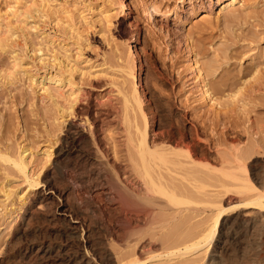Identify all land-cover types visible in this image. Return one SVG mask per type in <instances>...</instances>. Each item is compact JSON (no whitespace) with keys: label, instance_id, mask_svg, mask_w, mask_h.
I'll use <instances>...</instances> for the list:
<instances>
[{"label":"rangeland","instance_id":"374dc122","mask_svg":"<svg viewBox=\"0 0 264 264\" xmlns=\"http://www.w3.org/2000/svg\"><path fill=\"white\" fill-rule=\"evenodd\" d=\"M239 1L221 10L224 0H0V33L7 41L5 51L0 49V155L15 158L26 149L29 172L52 188L50 198L41 201L36 193L42 189H28L0 159V264H41L33 256L44 244H68L70 251L81 247V232L71 238L68 219L59 216L62 204L78 215L84 231L89 229L91 241L112 251L119 249L115 227L125 217L133 226L143 224L144 217L123 212L116 192L130 197L143 190L127 155L128 142L137 138L132 119L140 129L142 121L132 110L126 111L129 118L123 113L120 92L132 86L121 73L126 64L140 78L142 106L154 113V121L146 117L150 143L192 152L193 141L195 161L217 171L213 177L228 186L230 174L245 179L239 166L253 181L264 172V0ZM108 10L111 23L106 24L102 13ZM12 53L22 64L16 70ZM59 64L75 69L77 90L72 112L62 119L40 90L50 87L68 107L63 100L68 87L48 79L60 72ZM201 80L213 104L201 98ZM166 130L171 133L161 138ZM72 137L79 138L77 149ZM94 148L93 163L85 154ZM205 190L213 191V202L227 201L226 218L243 199L234 188ZM198 209L181 234L199 233L204 223H212L205 221L210 209ZM101 223L114 230L112 240L103 236ZM178 229L173 223L146 234L140 256L161 252L162 241ZM248 247H232L225 257L236 264H264V244ZM202 252L194 255L195 264L207 263Z\"/></svg>","mask_w":264,"mask_h":264},{"label":"bare ground","instance_id":"6f19581e","mask_svg":"<svg viewBox=\"0 0 264 264\" xmlns=\"http://www.w3.org/2000/svg\"><path fill=\"white\" fill-rule=\"evenodd\" d=\"M240 3L241 1L239 0H224L221 10L233 8ZM13 8L14 7H9L8 10ZM8 10H6L3 15H8ZM110 12L111 10L102 13L103 20L106 24L111 23ZM120 24H122V21H120ZM8 28L9 26L6 25L5 30H8ZM4 33H0V49L2 51H5L7 47V41L3 39ZM12 61V68L16 70L18 67H21V60L17 59V56L14 54L12 56ZM60 64L59 66L57 65L58 68L62 66ZM193 65H196V62H194ZM62 67L59 68V73L48 79L49 82H53L55 85H65L68 87V90H70L69 94L63 99L68 107L64 108L63 105L59 104L58 98L53 96L50 87L42 85L40 89L43 95L52 100L59 113L61 112V119L63 113H67V110L72 112L77 101V90L73 91L75 86L74 82H72L75 69L73 67H68V65ZM121 73L124 75L123 79L125 81L130 80L132 85L126 93L120 92L124 103L123 107L125 112L123 113L126 115L127 110H132L133 113H138L137 115H139L142 121V127L140 129L136 122V118L133 117L132 119L137 138L135 136L132 138L133 140L128 142L129 145L127 146L129 147L127 148V155L130 166L132 167L131 171L134 175L136 174L137 177H140L139 180L141 181L143 190L142 194L133 193L130 195L129 193L130 197H127V194L124 195L122 191L116 192L119 206L123 212L129 215L136 214L137 216H142L144 217V222L140 226H133L130 220L125 217V219L115 227L118 234L116 243L119 249L112 251L109 249L110 247H108V245H104L101 241L98 243H95L93 240L91 241V232L89 229L84 231L83 224L81 223L82 221H79L78 215L74 214L73 210H70L68 206L62 204L58 207L59 216L63 217L65 220L68 219L66 230L69 232V236L72 238L81 232L80 239L83 245L70 251L72 246L68 244L59 245L57 247L52 244H44L37 248L33 256L35 259L33 260L39 261L41 264H195L196 260L194 257L196 255L198 256V253L203 251L202 254H204V258L208 255V261L205 264H236L235 261L232 262L225 257L226 254L229 255V251H231L232 247H235L239 251H244L248 246H252L254 249L257 248L258 244H264V172L262 171L261 174H258L255 181L249 180L245 169L236 164L239 166L236 169L244 172L243 177H245V179L234 175L230 176V174L229 178L233 183L230 187L218 180V178L213 177L216 176L214 173L217 171L202 167L200 163L195 161V144L193 141L190 143L193 147L192 152H190V149L184 152L178 148L163 147L153 142L150 143L147 136L148 122L146 117L150 115L153 121L155 117L152 109L150 107L144 108L140 101L141 95L138 92V88H140V78L134 76V72L128 64H126V67H121ZM199 75L197 76L198 79L201 77ZM31 82L34 81L32 80ZM200 84L201 98L213 104L215 99L211 96L212 94L209 88H207L203 80H201ZM219 86H217V88ZM59 95V98H62L63 94L61 92H59ZM126 116L128 117V115ZM169 133L171 132L168 130L161 133V138ZM70 144L74 149H77L79 147V138L72 137ZM65 153L66 152L63 151L62 154V150H59V155L62 154L66 156ZM94 154H96V150L91 154H85V160L87 159L94 163V161H96L94 156H92ZM42 155L45 157L46 161H49L51 156L49 150H44ZM27 158L26 149H22L15 158H8L0 155V159L10 163L17 171L22 182L26 184L28 189H42L38 191L36 195L40 197L41 201H46L50 198V194H52V188L47 182L42 184L38 182V174L36 175L29 172L28 165L31 161H28ZM220 173L222 174V172H219V174ZM206 188L223 189L225 190L224 193L228 192V188H234L237 190V193L242 194L243 199H241L235 207L236 212L234 215L226 218L225 213L229 209V207H226L227 201L221 199L218 201L214 200L213 202L210 200V198L212 199L211 192L213 191L208 192L205 190ZM8 192L5 193V195L3 194L6 197L5 199L10 197L12 191L10 193ZM16 199L18 203L23 201L22 196H18ZM199 206L210 209L213 214L209 217L210 219L208 218L209 220L207 219L205 221H210L212 223H207V225L206 223L203 225L201 224L204 226V229L199 233L197 232L198 234H193L192 232L181 234L185 222L188 224L194 220L193 218H196L194 214L198 213ZM230 207L234 210L233 206ZM173 223L179 228L178 230L180 233H178L177 230V234H173L174 236H169L170 233L167 235L169 237H165V235L164 242L162 241L164 244L162 251L159 253H154L152 251L148 252L146 257L142 258L139 254V250L146 248L143 246L144 243L142 242L144 236L159 228L167 230ZM100 230L103 232L105 238L112 240V233L114 230L111 227H107L101 223ZM83 232L84 237H82ZM79 236H77V238ZM214 236H216V238ZM214 238L215 241L213 242L212 239ZM211 241L213 243L210 246ZM205 245L207 246L204 247ZM209 247L211 251L207 253ZM245 251H247V249ZM116 258L118 259L117 262ZM251 264L257 263L252 262Z\"/></svg>","mask_w":264,"mask_h":264}]
</instances>
